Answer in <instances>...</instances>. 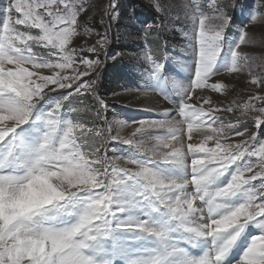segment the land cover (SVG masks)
<instances>
[{"label": "snow or ice", "instance_id": "obj_1", "mask_svg": "<svg viewBox=\"0 0 264 264\" xmlns=\"http://www.w3.org/2000/svg\"><path fill=\"white\" fill-rule=\"evenodd\" d=\"M237 3L238 0H234L233 7ZM150 4L157 12L164 11L159 0H150ZM87 7V0H7L0 5V13L3 14L0 36L6 41V45L0 46V94L11 97L6 102H0V144L9 147V155L0 158V196L5 206L4 216L0 219V264H120L117 250L108 247L109 242L116 239L115 233H142L146 237L165 239L164 233L147 221L127 222L123 214L131 204L140 205L141 201L151 197L158 206L167 209L177 220L187 225L190 219L195 218L193 214L198 211V201L207 198L210 212L214 211L219 207L214 204L215 198L233 194L244 185L248 186L246 199L234 210L219 218L209 216L207 221L185 227V231L193 234L194 238L211 237L215 240L229 230L235 233L223 240L214 256L205 254L186 264H217L249 222H255L261 232L251 239L242 264H264V144L257 149L254 145L255 131L250 135L247 127L240 131L242 124L239 119L235 123L225 124L215 115L222 109L212 107L209 98H203L204 104L209 105L207 109L203 106L193 107L188 102L193 89L221 91L227 88L222 83L209 84V80L218 75L212 72V68L219 51L218 41L229 23V17L221 12V23L213 26L206 24L208 17L200 14L195 34L198 64L195 78L184 90L182 106L178 110L182 118L179 122L181 126H173L167 120H140L132 136L112 137L119 143L133 146L151 160L167 163L189 157L193 176L190 180L178 183L152 170L150 161L121 156L110 160L107 156L99 155V148L89 158L79 141L93 133L96 136L103 133L102 129L91 127L84 121L73 118L66 121L61 136L53 140L64 101H69L68 111L72 114L80 111L75 106V98L86 94L92 95L100 106L96 112L97 118L100 109L107 108L105 100L96 94V80L82 79L102 64L99 55L108 45L107 32L98 33L95 44L79 49L97 56V59L79 57L83 70H79L76 63L77 49L68 47L72 37L78 34L77 18L82 13L87 14ZM254 9L251 20L255 21L258 17L264 19V0L254 4ZM105 13L112 20L119 17L117 0H109ZM20 25L36 29L38 33L21 31L17 27ZM159 27L151 25L145 31H155ZM85 32L90 30L85 29ZM245 42L246 33L241 29L225 74H240L244 71L247 57L240 49ZM34 46L47 49L46 56L34 53ZM144 59L151 62L154 73L160 72L162 64L155 62L152 55L146 54ZM69 68L73 74L65 75L64 70ZM45 69L51 74H43ZM249 75L250 84L264 91V79L252 75L251 71ZM57 90L67 91L47 113V131L35 149V155L30 156L26 164L20 165L16 157L11 155L12 134L17 127L25 124L34 105L43 96ZM235 107L242 109L241 116L250 119L254 128L264 123V95H250L247 102ZM223 111L233 112L234 109L229 106ZM184 124L187 125L190 141L193 131L206 129L203 140L200 143H187L186 150ZM154 128H166L167 133L164 138L155 139V144L146 149L143 139H138L137 134L143 137L148 129ZM230 135L243 139L235 143L227 142ZM209 141L213 142L214 147L205 146ZM253 157H257V160L253 161ZM121 159L132 167H121L113 162ZM236 162L242 164L231 181L214 194L209 192V177L222 174ZM19 166L27 168L23 176L8 174L9 171H18ZM187 184L194 187L191 193L184 190ZM41 188L45 194L27 207H9L26 192ZM121 188L123 192L132 189L131 203L129 197L122 194V198L117 199L115 194ZM46 206H52L57 216L76 215L78 220L66 227H29L27 222L40 212L47 211ZM135 238L134 235L129 237ZM96 253L103 254L97 256ZM129 264H157V260L146 262L136 259Z\"/></svg>", "mask_w": 264, "mask_h": 264}, {"label": "rangeland", "instance_id": "obj_2", "mask_svg": "<svg viewBox=\"0 0 264 264\" xmlns=\"http://www.w3.org/2000/svg\"><path fill=\"white\" fill-rule=\"evenodd\" d=\"M6 2L7 0H0V5ZM108 3L109 0H87V14L82 13L77 18L78 34L72 37L71 43L68 46L71 49H77L76 63L79 70H83V65L79 64V57L97 59V56L87 51H79V49L85 45L91 46L95 44L98 39L97 34L107 32L108 45L99 55L102 64L94 72L90 73L88 77L82 78L96 80V94L105 100L107 108L106 110L100 109V116L97 118L96 112L100 106L92 95L86 94L75 98V106L80 108V111L79 113L72 114L68 111L69 101H64L61 106L57 129L53 134L54 141L61 136L62 131L66 127V121L72 118L84 121L91 127L102 129L103 133L101 136H96L93 133L79 141L82 150L89 154V158H91V153L99 148V155L107 156L110 160L115 156H121L138 161H150L149 166L152 170L162 175H164L162 172L164 169L169 168L171 165L173 167L178 165L179 168L188 169V171H182V179H191L193 173L189 157H183L175 162L167 163L151 160L150 157L139 152L133 146L119 143L113 140L112 137L128 138L132 136L135 128L139 127L140 120H167L173 126H181L179 122L182 118L179 116L177 110L182 106L184 90L190 86L192 80L195 78V70L198 64V43L195 40V34L198 29L200 14L203 13L208 17L206 24L216 26L221 23L219 16L223 12L229 17V23L225 26L221 39L218 41L219 51L212 68V72L218 73V75L212 77L209 80V84L222 83L226 84L227 88L221 91H212L210 88L193 89L191 99L188 102L193 107L203 106L207 109L209 105L204 104L203 98H209L212 107L222 109L216 112L215 115L219 116L225 124L229 122L235 123L239 119L242 124L240 131H244L246 127L248 128L249 135L252 131H255V147L258 149L261 144H264V123L254 128L250 119L241 116L242 109L235 107V105H242L247 102L250 95H264V91L250 84L251 76L249 75V71H251L252 75L264 79V19L258 17L255 21L251 20V15L255 14L254 4H258L259 0H238V3L234 7V0H159L164 9L163 12H157L151 6L150 0H117V8L120 14L116 20H112L105 13ZM2 15L0 13V19H2ZM151 25H160V27L155 31H145ZM17 27L21 31H30L33 34L38 33V30L27 29L22 25ZM85 29H89L90 32L86 33ZM241 29L246 33V42L241 45L240 50L247 57V62L242 73L228 75L224 71L231 64V53L238 41ZM4 45H6V41L0 36V46ZM32 51L43 56L47 54V49L45 48H35L34 46ZM146 54L152 55L155 62L162 64L159 73H154L151 62L144 59ZM186 62L188 63L187 70L184 69V63ZM188 69L195 70L189 73L190 70ZM43 74L50 75L51 73L45 69L43 70ZM64 74L72 75L73 70L71 68L65 69ZM216 77L220 78L216 81L212 80ZM103 78L104 84L110 85L109 89L101 87ZM66 91L57 90L43 96L34 105L25 124L15 129L12 134L13 147L11 155L16 157L20 165L26 164L29 157L35 155V149L38 148L47 131L45 117L54 108L56 102L62 98V95L66 94ZM147 93L154 95L158 99L162 98L165 101L166 98L164 97L168 93L172 100L170 103L172 106H170L171 110L153 112L149 109L135 108L123 101V98L134 95L136 98H139V96ZM10 98L8 94H0V102H6ZM133 101L135 102L137 99ZM255 103L259 104V101ZM229 106L233 107V112L223 111V109ZM182 127L187 135V125L184 124ZM202 131L205 134L206 130ZM166 133V128L148 129L145 136L141 137L140 134H137V138L143 139L145 148L148 149L155 144V139L164 138ZM204 134L192 137L191 141L189 137L185 136L183 139L185 150L189 142L200 143L203 140ZM241 139L243 138L230 135L227 142L235 143ZM205 146L214 147V144L212 141H209ZM30 152L32 153L31 155L29 154ZM7 155H9L8 145L0 144V158ZM148 155L150 156L151 153L148 152ZM252 159L256 161L257 157H253ZM113 162L121 167H132L131 165H127L123 159L118 161L113 160ZM241 164L242 162H236L229 166L222 174L210 176L207 186L208 191L214 194L216 190L226 186L231 181V177L237 174V169L241 167ZM9 167L11 168L12 166L10 165ZM26 171V167L19 166L18 171H9L8 174L23 176ZM219 178L224 179V183L216 187V181L220 182L219 184L222 183ZM188 186L190 188L186 190ZM247 187V185L241 186V189L233 194L215 198L214 204H218L219 208L211 212L207 198L198 201L196 206H201L203 213L194 220L192 226L195 223L207 221L209 216L215 218L217 215L216 218H218L219 214L217 212L219 211L222 214L226 210L225 214H227L234 210L245 201ZM185 188L184 190L188 193L194 190L191 184H187ZM131 192V188L128 192H123L121 188L115 195L117 199L122 198L121 194L124 197H129V202L131 203ZM44 194L43 190L41 196ZM32 198L35 199L34 202L38 200L40 198L39 192L33 195ZM32 198L30 197L29 199L32 200ZM220 206L223 209H220ZM46 207L47 211L40 212L27 222L29 227L36 229L53 226L66 227L78 220V216L76 215L57 216L52 206ZM123 216L133 218L136 221H148L147 218L149 217L159 219L158 222L160 221L162 225L156 223V225L151 226L157 230H161L166 238L158 240L138 233V235L140 234L139 236L144 237H139L137 243L130 241L118 242L117 235L119 232L115 233L116 239L110 241L108 246L110 249L114 248L117 250L120 264H129L130 261L136 259L147 262L157 257L160 258V261L162 259L161 262L159 261L160 263L158 262L159 264H177L173 261V258L180 263L191 259H198L199 257L193 254V251L201 250L202 243L207 239L210 251L215 254V250L217 249V244L213 238H194L193 234L185 231V226L182 225L181 221L177 220L167 209L158 206L151 197H148L146 201H141L140 205L131 204V207ZM2 218L3 216H0V219ZM148 223L150 224V222ZM260 232L261 228L259 227V230L253 232V236H251L252 232L249 235L252 239L259 235ZM251 239H247L246 242L250 243ZM122 243H124L126 250H122ZM171 243L176 246L173 245L172 247ZM168 245L171 246L169 247ZM100 254L98 253L97 256H100ZM222 260L223 257L217 264H220Z\"/></svg>", "mask_w": 264, "mask_h": 264}, {"label": "bare ground", "instance_id": "obj_3", "mask_svg": "<svg viewBox=\"0 0 264 264\" xmlns=\"http://www.w3.org/2000/svg\"><path fill=\"white\" fill-rule=\"evenodd\" d=\"M187 62L184 63V69L187 70L186 68L187 67ZM193 68V67H192ZM190 70L189 73H192L191 71L193 69H188ZM195 70V69H194ZM193 70V71H194ZM184 71V70H183ZM194 73V72H193ZM220 77H216L212 80L216 81L217 79H219ZM154 81V80H153ZM166 87V86H165ZM166 90V89H165ZM164 93V92H163ZM165 95V94H164ZM166 98V101L164 99H158L156 98L154 95L152 94H145V95H141L139 96V98L134 95V96H129L127 98H123V101L126 102L127 104H130L131 106L135 107V108H139V109H146V110H151V111H156V112H163V111H170L171 108H170V103H171V97L169 96V94L167 93V95H165ZM134 99H137V101H133ZM194 105V104H193ZM172 107V106H171ZM174 108V107H173ZM179 109V108H178ZM178 111V110H177ZM159 114V113H158ZM177 114V113H176ZM178 116V115H177ZM202 130H206V129H202ZM193 131L192 133V137H197L199 136V134H204V131ZM187 131V130H186ZM188 135L184 134L183 136V139L184 137ZM30 155L32 154L31 152L29 153ZM189 159V158H188ZM186 163V162H184ZM153 166V165H152ZM154 168V167H153ZM182 171H188V169H184V168H179L178 165L177 166H174L171 165L169 168L167 169H164L162 172L164 173V175L158 173L159 175H161L163 178L165 179H174L176 180L177 182H182V181H186V180H190L187 179V178H183L181 177V173ZM185 173V172H184ZM193 173V172H192ZM187 174V173H186ZM188 175H189V172H188ZM187 175V176H188ZM220 181H222L221 184H219L220 182H217L216 181V184L215 186L217 187L218 186H221L223 185L224 183V180L222 178H219ZM218 180V181H219ZM190 187L188 186V188L186 190H188ZM43 188L41 189H33L32 192H26L23 197L15 202H12L9 207H14V208H24V207H27L28 205H30L32 203V201L34 202L35 199L32 198L33 195H35L36 193L39 192V195L41 197L42 193H43ZM45 192V191H44ZM33 193V194H31ZM38 196V195H37ZM32 198L29 199V198ZM39 199V198H38ZM31 202V203H30ZM200 205V204H199ZM226 205V204H225ZM4 203H3V199H2V196H0V216H4ZM198 211L196 213L193 214V216L195 217L194 219H190V222L185 225L182 223V225H184L185 227L186 226H192V224L194 223V220L199 216V215H202V209H201V206H196ZM210 208V207H209ZM219 208V207H218ZM216 209V208H215ZM220 209H223L221 206H220ZM219 215H218V218L222 215H224L226 213V210L224 211V213H220L217 212ZM3 214V215H2ZM217 216V215H216ZM215 216V218H216ZM127 222L128 221H136L135 219L133 218H128V217H124ZM148 221L147 222H150V225L154 226L157 224H161L162 223L157 219V218H147ZM208 219V218H207ZM259 230V226L256 225L255 222H249L245 228L240 232V234L238 235L237 239L234 241V243L230 246L228 252L223 256V260L220 264H242V261H243V257H244V254L246 253L248 247L250 246V243L246 242L247 239H251V236H253V232L254 231H257ZM158 231H161V230H158ZM162 232V231H161ZM169 232V231H168ZM248 232V233H251V236H247L245 237L244 234ZM227 233V234H226ZM226 233H223L221 234V236L219 238H216L214 240V242L217 244V248L220 246V244L223 242L224 239L226 238H229L230 235L232 234H235L232 230L230 232H226ZM142 234V233H141ZM135 236L136 238L135 239H129L130 236ZM140 235V234H139ZM138 233H127V232H119V234L117 235V239H118V242H127V241H130V242H135L137 243V240L139 237H144V236H139ZM166 238V237H165ZM170 239V238H169ZM168 240V239H167ZM174 240V239H173ZM166 243V242H165ZM172 245V243H171ZM170 245V246H171ZM174 245V244H173ZM172 245V247H173ZM169 246V245H168ZM169 246V247H170ZM176 246V245H174ZM109 247V246H108ZM110 248V247H109ZM121 248L122 250L125 249V245L124 243L121 244ZM168 248V247H167ZM165 249V248H164ZM201 254L198 256L199 258L202 257L203 255L205 254H208L210 256H214V253H212L209 249V243H208V239L207 240H204V242L202 243L201 247ZM126 250V249H125ZM162 251V250H161ZM164 252V251H163ZM98 253H96L97 255ZM103 253H101L100 255H102ZM178 254V253H177ZM173 256V255H172ZM180 256V255H179ZM198 258V259H199ZM160 258H156L157 260V264H159L161 261L159 260ZM180 259V258H179ZM167 260V259H166ZM191 260H196V259H191ZM160 261V262H159ZM173 261H175L177 264H186V262L184 261V263H180L178 261H176L175 258H173ZM159 262V263H158Z\"/></svg>", "mask_w": 264, "mask_h": 264}, {"label": "trees", "instance_id": "obj_4", "mask_svg": "<svg viewBox=\"0 0 264 264\" xmlns=\"http://www.w3.org/2000/svg\"><path fill=\"white\" fill-rule=\"evenodd\" d=\"M104 83H105V82H104V78H103L102 81H101V84H102L101 87L104 88V89H105V88H108V89H109V88H110V85H109V84L106 85V84H104ZM105 86H106V87H105ZM102 88H101V89H102Z\"/></svg>", "mask_w": 264, "mask_h": 264}]
</instances>
